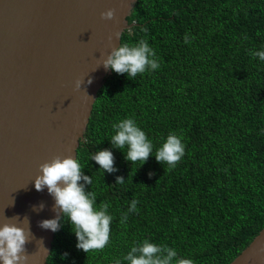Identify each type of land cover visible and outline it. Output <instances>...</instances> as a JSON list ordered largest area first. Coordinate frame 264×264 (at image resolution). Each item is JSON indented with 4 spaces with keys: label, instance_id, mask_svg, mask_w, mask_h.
<instances>
[{
    "label": "trees",
    "instance_id": "1",
    "mask_svg": "<svg viewBox=\"0 0 264 264\" xmlns=\"http://www.w3.org/2000/svg\"><path fill=\"white\" fill-rule=\"evenodd\" d=\"M126 19L120 43L146 40L160 67L135 79L108 71L76 153L93 178L85 190L109 204L110 239L86 254L61 215L46 264H128L145 239L193 264H228L264 226V61L251 55L264 50V0H136ZM126 118L153 143L142 165L111 144ZM169 133L185 145L172 168L155 158ZM104 149L116 171L103 175L90 157Z\"/></svg>",
    "mask_w": 264,
    "mask_h": 264
},
{
    "label": "water",
    "instance_id": "2",
    "mask_svg": "<svg viewBox=\"0 0 264 264\" xmlns=\"http://www.w3.org/2000/svg\"><path fill=\"white\" fill-rule=\"evenodd\" d=\"M135 1L0 0V225L28 218L27 264H46L54 232L39 222L57 216L34 178L53 156L76 158L109 71L102 59L135 24L126 19ZM228 264H264V226Z\"/></svg>",
    "mask_w": 264,
    "mask_h": 264
},
{
    "label": "clouds",
    "instance_id": "3",
    "mask_svg": "<svg viewBox=\"0 0 264 264\" xmlns=\"http://www.w3.org/2000/svg\"><path fill=\"white\" fill-rule=\"evenodd\" d=\"M103 19H113L114 10L108 9L101 13ZM134 22V21H133ZM120 37V33L114 34ZM247 38V37H245ZM111 39V37H109ZM188 43V37H185ZM252 56L264 61V50L254 51ZM156 53L149 46L146 40L141 39L135 44L127 43L113 47L102 59L105 70H112L117 74H128L129 79H135L138 73L146 70H156L160 67L155 59ZM91 79L88 80L90 84ZM80 81L77 80V87ZM114 135L110 141L113 147L125 149V160L132 164L145 163L150 155H153V143L148 139L146 133L137 125L132 118L121 120L113 124ZM185 154V145L182 139L175 133H169L162 145L155 150V158L158 162L166 164L169 168L175 167ZM99 166V169L112 173L114 168V156L111 150L104 149L95 152L90 157ZM40 174L34 178V186L37 191L47 188L48 193L54 198L53 210L57 212L55 218L44 219L39 222V227L56 232L59 230L60 216H65L70 222L77 243V249L83 250L86 254L94 250H102L110 239L112 215L108 214L109 204L101 201L99 206L96 203V193L86 191L85 185H92L93 178L83 175L82 165L77 158L69 156H53L51 160L45 161L40 166ZM83 181L84 183H81ZM124 177L118 176L116 184H123ZM138 201L133 199L128 212L122 214L121 223H125L128 213L137 210ZM43 208V204L40 205ZM28 225V218L23 220L16 215L5 216V222L0 225V262L2 264H27L29 255L26 253L25 245L29 236H32L28 227L27 231L22 226ZM41 244L48 251L41 239ZM64 253L62 258L66 257ZM128 264H193L190 258H177L174 248L167 245H157L145 239L142 243L131 247L130 251L123 257ZM115 264H121L118 259Z\"/></svg>",
    "mask_w": 264,
    "mask_h": 264
}]
</instances>
